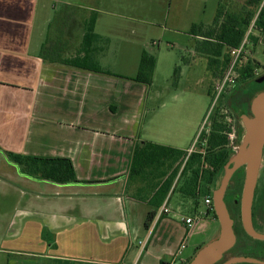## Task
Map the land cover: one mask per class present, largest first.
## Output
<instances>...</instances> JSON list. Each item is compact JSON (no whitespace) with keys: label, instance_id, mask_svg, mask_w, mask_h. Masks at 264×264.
I'll use <instances>...</instances> for the list:
<instances>
[{"label":"crops","instance_id":"0c3cea01","mask_svg":"<svg viewBox=\"0 0 264 264\" xmlns=\"http://www.w3.org/2000/svg\"><path fill=\"white\" fill-rule=\"evenodd\" d=\"M93 1L85 5L68 1L67 5L97 11L93 31L97 37L86 40L84 18L67 11L55 20L59 26L54 35L47 36L46 48L37 28L40 0H0V177L35 189L18 186L22 195L36 194L33 199H18L19 211L30 216L20 213L19 226L8 236L44 245L40 254L33 248L9 249L20 255L13 264H186L194 255L187 252V245L178 254L185 232L171 244L157 245L158 225L167 215L145 227L148 212L154 209L149 203L153 191L131 179L129 168L137 144L150 141L186 150L188 131L173 132L169 113L156 118L159 105L152 97L154 81L146 84L127 78L137 74L141 52L147 50L139 43L140 35L117 34L125 43L131 38L138 42L133 55L135 73L125 74L119 68L123 66L107 64L106 52L114 38L97 30L101 7ZM169 1L172 11H178L173 18L179 23V11H204L208 0ZM221 1L217 0L218 5ZM245 1L235 0L238 6L232 11ZM104 6L110 8L108 2ZM213 20L199 23L210 25ZM46 21L52 27L50 16ZM187 21L186 34L201 39L190 33L197 18ZM79 28L82 32L76 35ZM52 54L63 61L86 57L87 67L53 61ZM118 56L127 62L130 55L120 51ZM9 152L70 158L79 181H42L24 172ZM177 198L170 199L171 204L183 207L185 202L178 205ZM191 207L197 210L193 203ZM155 210L159 212L160 207ZM203 215L209 226H219L211 211ZM2 233L0 241L7 235ZM139 241H145V246Z\"/></svg>","mask_w":264,"mask_h":264},{"label":"rangeland","instance_id":"374dc122","mask_svg":"<svg viewBox=\"0 0 264 264\" xmlns=\"http://www.w3.org/2000/svg\"><path fill=\"white\" fill-rule=\"evenodd\" d=\"M68 1H75L74 4L78 3L84 5L89 2V0H49L47 9V0H40L37 28L39 32H41L39 39L43 42L45 41L44 46L46 48L50 44L48 40L46 41V38L48 35H54L53 33L57 30L56 27L59 26L58 21L55 20H59L58 17L62 13L68 11L80 14L84 18L83 14L85 15L87 12V8L82 5L78 8L77 6L69 8L67 5ZM225 1H227L225 4V7L227 6L226 11H231L229 7L231 0ZM93 2H96L101 7V12H99L100 23L97 30L107 31L113 34L114 38L112 48L106 52L108 55L107 64H111V66L117 68L118 66H123L119 68H121L120 70L125 74L135 73L137 64H133V55L136 52L135 44L138 42L132 41L131 38L129 43H125L123 40H120V36L117 34L126 33L131 35L133 33L140 35L139 43L144 44L148 52L154 54L157 59V68L153 73L154 86L151 88L152 97H155L159 105L156 118L165 112L169 113L173 121L171 126L172 131H188L187 146L195 145V148H199L200 140L197 141L196 137L209 110L213 107L207 120V126L212 119L213 113L219 109V107L221 108L219 111L225 113V111L229 109V106L226 101L225 105L221 107V96L213 105V95L217 79H215L212 74V64L208 56L200 54V51L196 49L198 41L191 35L186 34L187 32H185V30L187 27L185 26L189 24V21H187L188 18L193 17L197 18L198 23H210L217 12V0H208L204 11L200 10L195 12L187 9H185V11H179V23L173 18V15L177 14L178 11H172L173 6L170 5L169 0H94ZM107 2L110 5L109 9L104 6V3ZM104 9H107L109 13ZM191 15L193 17H191ZM46 16H50L51 20H53L51 21L52 27L49 25V21H46ZM77 30L76 35H79L82 29L79 28ZM257 36L260 38V41L258 40L256 43L248 44L245 59L246 61L250 60L254 68L259 71L258 73L262 74L264 73V32L260 31ZM126 44L128 50H126ZM120 51H125L130 55L127 62L119 59L118 52ZM137 60L138 56L135 57L136 63ZM177 66H179V70L175 76L174 70ZM233 85L225 90V93L232 90ZM231 126L232 128L229 132L235 128L234 121L231 123ZM229 139L231 140V138ZM1 178L2 177H0V231L7 235L3 237V241H0V264H13L15 259L20 258V255L16 253V250L9 249L25 248L26 250H31L30 248H33L35 254H40V252L43 251L42 248L44 245L26 243L25 241L19 240V238L16 239L15 237L11 238L8 236L19 226L22 220L20 213L30 216L28 215L30 213H27V211H19L21 209V202L18 199H33L36 197V194L35 191H30L29 193L27 192L30 196L24 193L22 195L17 189L19 185L12 184V182L9 181L6 182ZM42 181L47 180L43 178ZM220 181L221 180L218 179L216 185L220 184ZM7 186H9L10 189ZM39 186L40 183H37V187ZM41 186L43 187L44 185L42 184ZM15 187L16 190L14 189ZM19 187L20 189L21 187L31 188L28 187V185ZM198 187L200 189V199L203 201L205 193L212 190V187L204 178L202 182L199 183ZM179 188L180 184L174 187L169 197L172 200L174 196L175 198L177 196L178 205H184V202L185 205L179 208L177 205L171 204V200L168 202L171 211L161 220V223H159L160 236L156 241L157 245L165 246L166 244L173 243L182 231L185 232L184 235H186L187 228L182 221H180V214L195 215L196 218L199 219L196 226L193 228L191 237L189 236L187 239L188 241H186V245L188 246L187 252L193 251V255H195L194 251H196L199 245L206 244L210 240L218 238L220 227L218 225L216 227L209 226L207 224L209 220L203 215L207 210L204 203L201 202L197 210H194L191 207L194 200L186 196L183 197ZM31 190L35 189L31 188ZM13 192L16 193L12 194ZM45 197L46 196L42 194V198L40 199L44 200ZM32 204L33 202L31 205ZM32 206H29V208ZM13 214H15V216L11 219ZM6 220H8V222ZM27 226H31L29 221H27ZM8 250L9 252L7 253Z\"/></svg>","mask_w":264,"mask_h":264},{"label":"trees","instance_id":"16d2710c","mask_svg":"<svg viewBox=\"0 0 264 264\" xmlns=\"http://www.w3.org/2000/svg\"><path fill=\"white\" fill-rule=\"evenodd\" d=\"M226 2L222 0L219 3L212 24L195 23L190 29L191 34L201 36V39H197L196 49L200 51V54L209 57V61L212 64L211 68H213L212 74L217 80L222 77L228 65L230 47L240 44L260 0H246L241 7H238V11H232V7L238 6V3L235 0H231L229 7L232 12L226 11ZM96 12L95 10H87L84 15L86 40L97 37V34L93 32L97 18ZM257 26L258 28H262L261 30L264 32V17L261 16L259 18ZM252 37L254 43L258 42L257 36ZM42 54L44 56L43 52ZM56 55L50 59L53 61H63L61 58H57ZM86 61V57L77 56L70 60L66 59L63 62L70 65L87 67L85 65ZM156 63L157 59L155 55L147 50H143L137 74L127 78L151 84ZM178 70L179 66L174 70L175 76ZM254 70L256 68H254L250 60L246 61L245 59L240 66L238 80L246 81L250 76L255 75L253 73L255 72ZM224 94L225 91L221 94L220 99H222ZM219 109L221 108L219 107ZM219 109L213 113L209 131L201 135L199 148H196L191 153L188 152V149L180 150L179 148L164 146L150 141L137 144L134 148L132 163L129 168V177L135 181H140V185H143L146 190L150 189L153 191L149 197V203L154 209L148 212L147 219H145L146 228H149L154 222L157 214L155 208H159L168 195H170V192L174 190V187L179 184V191L182 193V196L194 200L192 203L197 208L200 202L199 183L204 178L211 186V183L215 180V187H212V190L209 188L210 191L205 193V195L213 197V190L219 185H216V181L222 179L224 165H226L235 151L232 148L233 144L230 143L228 135L232 126L226 120V113L220 112ZM9 155L12 161L33 177L45 178L57 183L79 181L70 158L61 156L32 157L29 155L12 154L10 152ZM208 211H211L214 217L218 219L213 207L208 209Z\"/></svg>","mask_w":264,"mask_h":264},{"label":"flooded vegetation","instance_id":"af4514ba","mask_svg":"<svg viewBox=\"0 0 264 264\" xmlns=\"http://www.w3.org/2000/svg\"><path fill=\"white\" fill-rule=\"evenodd\" d=\"M258 72L257 75L250 76L246 81H236L232 90L225 93L220 102L221 107L225 105L226 101L228 102L227 105L229 109L225 111V113H227L225 115L226 120L229 124L233 121L235 122V130L233 129L235 134L232 142L233 149H236L242 141V132L245 127L241 116H254L253 98L257 94L264 92V73L259 74ZM245 166L246 165L239 166L235 172H233L225 191L226 206L230 216L233 218L232 226L236 240L234 244L224 252L221 259L212 264H222L227 259L238 256L251 257L253 261L242 260L230 264H264V237L251 236L242 223L241 195L245 180ZM251 216V223L254 230L264 234V144L261 153V163L258 168L257 182L254 188L253 203H251ZM203 245L204 244L198 247L197 252Z\"/></svg>","mask_w":264,"mask_h":264},{"label":"water","instance_id":"95a60500","mask_svg":"<svg viewBox=\"0 0 264 264\" xmlns=\"http://www.w3.org/2000/svg\"><path fill=\"white\" fill-rule=\"evenodd\" d=\"M253 113L250 117L242 115L244 125L242 141L236 147L230 159L224 165V175L218 188L213 190V208L218 217L220 234L218 238L204 244L198 252L186 264H212L221 259L224 252L230 248L236 240L232 221L226 206L225 191L235 170L245 166V180L241 195V215L243 226L251 236L264 237L252 226L251 203H253L254 188L258 177V168L261 163V153L264 144V92L253 98ZM242 260H251V257L238 256L227 259L222 264L235 263Z\"/></svg>","mask_w":264,"mask_h":264},{"label":"built area","instance_id":"2783aa9c","mask_svg":"<svg viewBox=\"0 0 264 264\" xmlns=\"http://www.w3.org/2000/svg\"><path fill=\"white\" fill-rule=\"evenodd\" d=\"M261 16L264 17V0H260L254 16H252L250 21H249L248 27L246 29V33L243 36L240 44L236 45V46H232L229 49L228 65H227L225 71L223 72L222 77L219 80H217V82L215 83L213 105L215 104L216 100L218 101L221 94L225 90H227L229 87H231V85L235 84V82L238 80L239 75H240L239 74L240 66L246 57V55H245L247 53L246 48H247L248 44L254 43L252 36H257L258 33L260 31H262L261 30L262 28H258V26H257V22ZM258 40L260 41L259 37H258ZM254 71L255 72H253V73L257 75L258 71L257 70H254ZM212 109H213V107H212ZM212 109L209 110L206 118L204 119V121L202 123V126L199 128V131H198V134L196 137L197 141L200 140V137L203 133H207L209 131L211 121H209V124L207 126V120L209 118V115H210ZM234 134H235V132L233 129L231 132L228 133L229 138H231V140H230L231 143L233 142ZM194 146L195 145L190 146L188 148L189 153H191L192 151H194L196 149ZM169 201H170V197L168 195L166 200L163 201V203L161 204L160 210H159V212H157L153 224L155 223V221H157V219L159 220L162 216L170 213L171 209L168 206ZM201 202L204 203L207 210L211 209L213 207V197L211 195H204L203 201L200 199L199 205ZM180 219H181L180 221H182V223L186 226L187 232L185 235V239H183V241L180 245V248L178 250L179 255L181 254L182 249L186 246V241L189 238V236H191L193 228L196 226V223H197L199 218H196L195 215L180 214ZM139 244L142 247H144L145 241H139Z\"/></svg>","mask_w":264,"mask_h":264}]
</instances>
